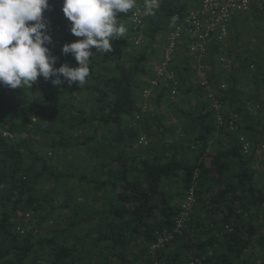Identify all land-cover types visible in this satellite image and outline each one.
<instances>
[{
	"label": "trees",
	"instance_id": "obj_1",
	"mask_svg": "<svg viewBox=\"0 0 264 264\" xmlns=\"http://www.w3.org/2000/svg\"><path fill=\"white\" fill-rule=\"evenodd\" d=\"M61 4L48 47L76 67ZM159 5L136 26L118 14L126 37L84 86L0 85V264H264V3L203 54L179 40L153 84L197 0Z\"/></svg>",
	"mask_w": 264,
	"mask_h": 264
},
{
	"label": "clouds",
	"instance_id": "obj_2",
	"mask_svg": "<svg viewBox=\"0 0 264 264\" xmlns=\"http://www.w3.org/2000/svg\"><path fill=\"white\" fill-rule=\"evenodd\" d=\"M159 6V0H144L143 15L154 16ZM49 7V0H0V85L31 89L42 77L45 81L51 78L54 86L65 81L84 86L90 78L93 54L112 53V41L126 37L128 29L118 14L127 15L138 4L137 0H62L69 31L80 39L63 44L61 52L71 54L76 67L54 66L57 57L48 47L52 38L44 16Z\"/></svg>",
	"mask_w": 264,
	"mask_h": 264
},
{
	"label": "built area",
	"instance_id": "obj_3",
	"mask_svg": "<svg viewBox=\"0 0 264 264\" xmlns=\"http://www.w3.org/2000/svg\"><path fill=\"white\" fill-rule=\"evenodd\" d=\"M144 1L137 2L138 7L130 12V19L134 26L141 23L146 18L143 15ZM264 3V0H197V5L190 9L186 15L177 23H174L168 32L167 42L164 46L165 59L158 63L155 68L156 77L153 84H158V79L170 74L167 73V61L175 52L179 40L194 39L189 44V50L194 53L203 54L208 48L209 41L216 36L218 40L225 39L228 35V27L232 17L239 13L248 11L253 4ZM142 35H138L136 43L140 42ZM264 50V38L262 43ZM206 80L201 84L206 85ZM264 93V89H263ZM145 95H149V90L145 89ZM191 197H188L190 200ZM188 202L183 204V212L178 219V226L187 217Z\"/></svg>",
	"mask_w": 264,
	"mask_h": 264
}]
</instances>
